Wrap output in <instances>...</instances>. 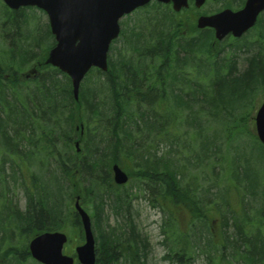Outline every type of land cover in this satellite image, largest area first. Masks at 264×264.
<instances>
[{"label":"trees","instance_id":"16d2710c","mask_svg":"<svg viewBox=\"0 0 264 264\" xmlns=\"http://www.w3.org/2000/svg\"><path fill=\"white\" fill-rule=\"evenodd\" d=\"M0 6L6 41L0 47V201L8 199L20 161L40 172L30 175L31 203L17 209L16 226H69L81 239L79 218L69 210L79 196L90 214L96 258L104 259L96 264H147V240L132 220L129 193L112 183L111 166L127 171L130 162L132 177L161 213L163 232L174 233L171 206L190 212L188 232L163 256L167 264H190L195 251L208 264H264V164H251L247 154L264 148L251 123L255 102L264 97V16L249 34L222 41L213 52L211 29L185 39L153 4L150 21L130 26L127 20L107 70L91 69L75 100L70 78L43 62L54 44L47 24L29 31L24 8ZM31 63L38 73L26 78ZM208 165L214 179L205 184L207 176L194 171ZM9 206L0 205V257L9 252L22 264L28 252L17 251L8 236L15 228ZM112 215L123 223L110 225Z\"/></svg>","mask_w":264,"mask_h":264},{"label":"water","instance_id":"95a60500","mask_svg":"<svg viewBox=\"0 0 264 264\" xmlns=\"http://www.w3.org/2000/svg\"><path fill=\"white\" fill-rule=\"evenodd\" d=\"M150 0H3L12 9L20 6H37L43 9L49 21L55 44L49 50L46 63L66 73L73 87L75 99L84 75L92 66L102 70L107 67L109 44L120 30L119 19ZM172 2L174 10L187 6V0H158ZM205 0H195L200 6ZM264 8V0H247L243 9H224L212 15H202L197 26L211 27L218 40L231 33L241 36L254 25L258 13ZM255 128L259 140L264 144V101L255 116ZM78 145V143H76ZM78 150V149H77ZM114 181H127L126 173L117 164L112 166ZM84 231V242L75 250L81 264H94V238L88 214L75 201ZM64 233L44 232L29 242V251L43 264H73V257L62 253Z\"/></svg>","mask_w":264,"mask_h":264},{"label":"rangeland","instance_id":"374dc122","mask_svg":"<svg viewBox=\"0 0 264 264\" xmlns=\"http://www.w3.org/2000/svg\"><path fill=\"white\" fill-rule=\"evenodd\" d=\"M208 4L209 3L207 2L204 10L209 9ZM0 10H1V6H0ZM159 11L161 12L160 14L163 15L162 18H166L167 16L171 18L172 22H170V27H172L175 23L176 25L174 27L175 29H178L180 33H184L185 31H188L186 35L190 34L191 36L196 33L195 22L191 21L190 19H188L186 23L182 22L184 18V14L176 18L175 15L172 16L171 13L168 12V10L161 9ZM24 12L29 14L26 16L27 27L29 31H33L36 28H38V26L48 23L46 14L41 12V10L30 8ZM152 12L153 11L150 8L149 10L148 8H146V9H143L142 11H140L139 9L138 11L132 12L130 15H127L126 17H123L121 19L123 23V27L127 26L126 22H127L128 16H130L128 20H132V22L130 23V26H131L133 22H137V23L139 22L141 24L142 23L141 21H144V22L150 21L147 18H148L149 13H152ZM200 12L201 11H192L190 13L191 19H195L196 16ZM122 37L123 36H120L118 40L114 42L112 46L120 47L121 41L123 39ZM5 44H6V41H2L0 39V47H3ZM46 45H48V43ZM42 47H43V43L41 44L40 48ZM0 53H1V50H0ZM241 58H242V55L241 57H239V60H241ZM247 154L249 158L251 159V162H252L251 164H264V149L263 148H260V147L252 148V150L247 151ZM126 166H127V172L131 173L130 175L133 176L134 171H132L131 163L130 162L126 163ZM194 172L200 175L201 177L207 176V180H204L205 184L210 183L214 179V177L212 176L213 173L211 171V167L209 165L208 167L205 166L204 168L200 167L198 168L197 171H194ZM216 172H218L220 175V178H218L219 179L218 181H222L220 182L219 187H224L225 183L222 180V178H223V175H225V173H223V170L220 168V165L217 166ZM19 175H21L20 172H19ZM258 175L261 177L262 173L258 172ZM13 188L16 194L18 195L17 205L19 206L20 209H22L23 193L20 187L14 186ZM124 189L127 190L129 193L130 214L132 216V220L136 224L137 230L140 231V235L144 236L147 240V247L149 249L148 251L149 254L147 257V264H167L168 261L164 259L163 256L170 250L171 247L169 246L172 245V242L175 241V239H178L177 236L179 234H183V232H188L187 224H188V220L190 217V212H188L185 208L182 209L183 211H181L180 209L177 210L176 208H174V206H171L173 207L172 210L175 211L174 216H173V225H172V230H174L175 234L174 233L170 234L167 231L163 232L162 230L165 231V228L164 227L162 228L160 226L161 225V213L159 212L158 208H155L150 205L149 200H148V194L147 192L144 191L141 183L139 186V181L137 179L131 178L130 181L125 184ZM72 206L73 205L69 203V210L72 209ZM214 217H215V220H214L215 231L214 232L216 236H219V227H218L219 226L218 225L219 215L214 214ZM109 223L110 225H114L115 223H123V218H121L120 216L112 215L109 219ZM75 231L70 228L66 230L68 238H69L66 243L67 246L65 245L66 248L64 247V250L66 249L65 250L66 254H72L74 252V246L79 244L76 241L77 232ZM10 232L11 233L8 234V236L12 238L11 243L15 245V249H17V251H21L22 247L25 246L23 245L24 240H26L32 234L31 231H25V232L20 231L19 227H17L16 229L11 228ZM71 237L74 240L71 241ZM9 256H10L9 252L4 253L2 257L4 258V261H1L0 259V264H17L16 262H14L13 259H10ZM21 262H23V264L24 263L36 264L29 258L25 259V257L21 259ZM190 264H208V263H207V259L204 254L198 251H195V253L193 254V259Z\"/></svg>","mask_w":264,"mask_h":264},{"label":"flooded vegetation","instance_id":"af4514ba","mask_svg":"<svg viewBox=\"0 0 264 264\" xmlns=\"http://www.w3.org/2000/svg\"><path fill=\"white\" fill-rule=\"evenodd\" d=\"M191 1L192 0H189V2H191ZM212 2H215V1H212ZM150 3H157V2L155 0H153ZM216 3H218L220 5L219 6V10L224 9V8H230L232 10H238V9H241V8H243L245 6L246 0H217ZM168 5H171V3H168L167 6ZM210 13H213V12H208L206 14H210ZM199 15H197V17ZM262 16H264V11L260 12L259 15H258V17H262ZM35 74H36V72H35ZM11 197H12V200H11V204L9 206L10 207L9 208V210H10L9 217L11 218V222L13 223L14 227L15 228L19 227V230L23 231V232H25V231L38 232L41 229H43V228L40 229V228H36V227H33V229H29L26 224L23 225V226L22 225L21 226H16L14 217H16L17 209H18L19 206L17 205V202H18L17 201V197H18V195L16 194L14 189L13 190L11 189L10 198ZM22 198H23V204H22V209H20V211L21 210L25 211L27 209L29 203H31V202H27V198L24 195L22 196ZM36 202H38V201H36ZM99 259L102 260V261L104 260L103 258H99Z\"/></svg>","mask_w":264,"mask_h":264},{"label":"bare ground","instance_id":"6f19581e","mask_svg":"<svg viewBox=\"0 0 264 264\" xmlns=\"http://www.w3.org/2000/svg\"><path fill=\"white\" fill-rule=\"evenodd\" d=\"M236 202V201H235ZM187 228L189 230V227H188V224H187ZM203 254V253H202ZM100 259L99 258H96V252L94 251V264L97 263V261H99Z\"/></svg>","mask_w":264,"mask_h":264}]
</instances>
